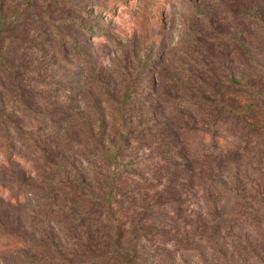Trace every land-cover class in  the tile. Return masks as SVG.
Instances as JSON below:
<instances>
[{
    "label": "rangeland",
    "instance_id": "obj_1",
    "mask_svg": "<svg viewBox=\"0 0 264 264\" xmlns=\"http://www.w3.org/2000/svg\"><path fill=\"white\" fill-rule=\"evenodd\" d=\"M0 4V55L23 68L30 107L0 73L7 125L30 153L0 162V181L24 193L0 195V264H59L54 246L79 264L116 230L132 264H264V0ZM121 133L117 226L76 224L93 209L76 188L101 194Z\"/></svg>",
    "mask_w": 264,
    "mask_h": 264
},
{
    "label": "trees",
    "instance_id": "obj_2",
    "mask_svg": "<svg viewBox=\"0 0 264 264\" xmlns=\"http://www.w3.org/2000/svg\"><path fill=\"white\" fill-rule=\"evenodd\" d=\"M1 5V4H0ZM1 6H0V25L4 24L3 19L1 17ZM63 37L60 36V38ZM63 39V38H62ZM62 39H58V41H63ZM72 45V42L71 44ZM23 68H16L8 65L0 55V73L4 74L6 77H8L9 81V87L10 89L7 91H12L14 95H16L20 103L22 104V110H25L26 108H30L27 102L25 101V90H23L22 85V78H21V70ZM1 85V84H0ZM133 95V92H129L126 94L125 98L119 103V107L125 105L129 99H131ZM122 118L125 119V115L121 114ZM7 118L8 120H5ZM125 121V120H124ZM0 122L2 124V127H0V162L3 164H12L16 159L17 160H30L29 156L30 153L26 149H22L20 147L17 148L16 144L17 141H19L20 136H13V133L11 131V128L7 125V122L12 124V117L11 114H7L5 111V105L3 104V100L0 101ZM101 128V126H99ZM155 127V126H154ZM215 125H211L210 128L213 132V139L212 144L213 147H216L219 142L218 136H216L217 130L214 128ZM142 133L148 132L149 135L153 132V130H148V128H144ZM219 133V132H218ZM210 134L206 133L203 134L201 137L203 138V141H205ZM217 137V138H216ZM120 139V145L114 146L112 150H106V156L111 161L112 167L110 168V173L107 177V182L103 183L101 187V194H92L87 193V190L81 189V191L77 189L78 193L81 196L82 201L88 202L89 204L93 205V209L87 212L82 211L80 215H78L79 223L78 221L76 224H87L88 221H96L98 224L100 222L104 221L108 222L113 225H116L115 223V217L113 214V211L115 207H119L122 205V201L125 198L126 195V189H128L124 182H122L121 175L125 172V170L121 167V164L118 161V151L126 147L128 143V136L127 133H121L119 135ZM221 141V140H220ZM196 141L193 140V138L187 140V145L193 144L195 145ZM228 145V144H226ZM156 148V147H155ZM188 151H184L182 153L187 154ZM183 154V155H184ZM181 155V153H180ZM67 188H69L67 186ZM72 188V186L70 187ZM75 188V187H73ZM137 185L136 188H134L133 191H137ZM23 193V192H22ZM21 193V189L17 187L13 191L9 188V185H7L6 182L0 181V195L7 196L9 199H11L14 202H20L22 199H24V193ZM139 194V193H136ZM240 214H233L231 215L228 220H230L232 223L233 221L240 220ZM216 221H220L223 217L215 216ZM236 221V222H237ZM242 221V220H241ZM247 223V222H246ZM117 226V225H116ZM114 229H117V227H114ZM112 243L111 246L108 248L107 251L102 252L100 254H96L94 256H91L89 259H82L79 264H106L108 261H110V258L116 256V255H124L126 257L125 264H132V261L134 259L135 251L131 247L130 244H120L118 242L119 234L116 230L114 233L112 232ZM53 252L55 255L60 258L59 264H74L73 261H71L68 258H65L61 253L58 252L57 247H53ZM140 260V259H139Z\"/></svg>",
    "mask_w": 264,
    "mask_h": 264
}]
</instances>
